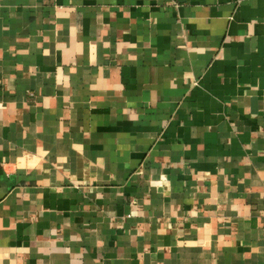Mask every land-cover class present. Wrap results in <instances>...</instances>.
<instances>
[{
  "label": "crops",
  "instance_id": "obj_1",
  "mask_svg": "<svg viewBox=\"0 0 264 264\" xmlns=\"http://www.w3.org/2000/svg\"><path fill=\"white\" fill-rule=\"evenodd\" d=\"M0 264H264V0H0Z\"/></svg>",
  "mask_w": 264,
  "mask_h": 264
}]
</instances>
